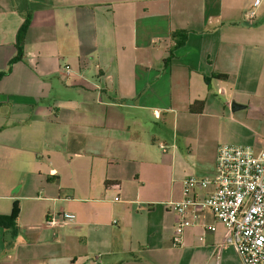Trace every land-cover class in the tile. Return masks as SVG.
<instances>
[{
  "label": "crops",
  "instance_id": "obj_1",
  "mask_svg": "<svg viewBox=\"0 0 264 264\" xmlns=\"http://www.w3.org/2000/svg\"><path fill=\"white\" fill-rule=\"evenodd\" d=\"M27 16L0 76V264H242L208 208L173 246L171 202L219 144L264 145V0H0V71Z\"/></svg>",
  "mask_w": 264,
  "mask_h": 264
},
{
  "label": "built area",
  "instance_id": "obj_2",
  "mask_svg": "<svg viewBox=\"0 0 264 264\" xmlns=\"http://www.w3.org/2000/svg\"><path fill=\"white\" fill-rule=\"evenodd\" d=\"M159 147L166 150L163 143ZM171 205L173 246L182 245L185 228L208 208L224 226L219 246L231 245L242 264H264V145L256 152L249 145L219 144L213 174L183 178L182 197ZM73 219L70 211L50 212L44 223L57 228Z\"/></svg>",
  "mask_w": 264,
  "mask_h": 264
},
{
  "label": "trees",
  "instance_id": "obj_3",
  "mask_svg": "<svg viewBox=\"0 0 264 264\" xmlns=\"http://www.w3.org/2000/svg\"><path fill=\"white\" fill-rule=\"evenodd\" d=\"M28 19H29V16L25 17V20L21 24V26L18 30V33L16 35V41H15L16 53L8 61L7 67L4 70L0 71V76L8 73L10 71L11 65L23 57L22 40H23V36L25 34V31H26V28L28 26ZM171 36L175 39V43H174L173 47L176 48L185 42L186 37H187V33L184 30H179V31L172 32ZM169 52H170L169 56H171V50ZM220 76H223V75H220ZM16 215H17V208L16 207L13 208L12 213H10V215H0V226L13 228L15 226L14 219H15Z\"/></svg>",
  "mask_w": 264,
  "mask_h": 264
},
{
  "label": "rangeland",
  "instance_id": "obj_4",
  "mask_svg": "<svg viewBox=\"0 0 264 264\" xmlns=\"http://www.w3.org/2000/svg\"><path fill=\"white\" fill-rule=\"evenodd\" d=\"M12 65H13V64H12ZM12 65H11V67H10V70H11V68H12ZM9 72H10V71H9ZM9 72H8V73H9ZM8 73H6V74H8ZM6 74H4V75H6ZM2 76H3V75H2ZM2 76H1V77H2ZM196 175L199 176L200 174H196Z\"/></svg>",
  "mask_w": 264,
  "mask_h": 264
}]
</instances>
